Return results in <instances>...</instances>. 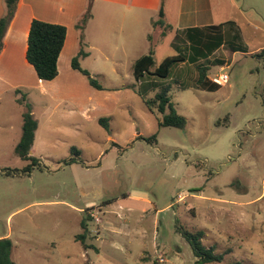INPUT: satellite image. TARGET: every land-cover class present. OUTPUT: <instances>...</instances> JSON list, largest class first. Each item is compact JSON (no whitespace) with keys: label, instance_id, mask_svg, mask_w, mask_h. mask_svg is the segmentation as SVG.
<instances>
[{"label":"rangeland","instance_id":"rangeland-1","mask_svg":"<svg viewBox=\"0 0 264 264\" xmlns=\"http://www.w3.org/2000/svg\"><path fill=\"white\" fill-rule=\"evenodd\" d=\"M213 1L223 45L196 63L172 66L164 79L136 81L129 56L152 47L158 66L187 54L173 33L162 38L144 26L132 53L119 51L113 67L105 53L118 41L86 31L79 46L72 27L57 79L39 81L19 60L27 18L16 22L13 84H21L17 98L25 95L37 129L29 154L36 161L21 160L14 146L25 105L3 88L0 239L11 241L15 264H194L179 228L201 231L203 246L223 254L208 264H264V0ZM80 48L87 54L80 67L101 89L71 68ZM198 67L207 68L210 82L220 68L228 80L201 89ZM162 89L185 129L160 126L162 115L145 106ZM83 218L90 219L85 229ZM82 234L83 242L76 239Z\"/></svg>","mask_w":264,"mask_h":264},{"label":"trees","instance_id":"trees-1","mask_svg":"<svg viewBox=\"0 0 264 264\" xmlns=\"http://www.w3.org/2000/svg\"><path fill=\"white\" fill-rule=\"evenodd\" d=\"M3 2L4 13L0 17V53L3 48V38L9 23L14 16L18 0H4ZM163 16V9L161 5L157 20L151 23L153 27H160L162 29L161 36H164L166 31L170 29V26L165 24ZM89 18L90 14L89 9L87 8L86 12L75 25L76 30L79 31V46L82 44L83 29ZM182 34V37L177 35L175 41L184 44L186 43L189 50L187 54L178 53L177 55L168 56L164 58L160 64H158V66H155L153 50L151 47L147 54L142 55L132 64L131 70L134 79L136 81H140L144 77L148 76L163 79L167 78L172 66L185 62L196 63L199 60L207 58L211 53L223 45V36L220 32L219 26L212 25L202 28H188L184 30ZM65 38V26L44 22L37 19L31 20L26 35L24 59L26 63L33 68L38 80L52 81L57 77L58 58L63 49ZM148 40L150 41V36H148ZM229 48L232 52L238 50V48L230 45ZM183 49H185V47ZM262 52L264 53V49ZM85 56H87V54L80 48L77 55L71 59L70 66L74 71H77L81 75L87 77L88 82L92 87L101 89V86L90 76L88 71L80 67L78 59ZM206 70V67H198L199 78L197 80V84L201 89L211 91L220 85L207 80ZM167 92L168 91L166 89H162L154 96L153 99L145 101L144 104L148 109L156 108L157 111L162 115L159 121L160 126L185 129L187 123L186 119L183 116L177 114L173 108V104L170 102ZM16 93L19 94L20 92L17 90ZM20 97V99H17V102L24 104L25 95L23 94ZM24 105L25 111L22 114L21 136L18 143L14 147V153L21 160H31L35 162L36 160L29 154L33 145L35 131L37 129V122L31 115L30 106L28 104ZM166 110L167 113H165ZM99 122L104 124L102 120H99ZM104 127L107 129L105 124ZM69 164H71V162H69ZM86 220L90 219L83 218L80 223L83 229L86 227ZM177 230L190 246L193 256L196 258L194 264H208L213 262L219 263L222 261L223 254L215 255L213 254L212 248H206L203 246L201 241L203 233L201 231L189 232L183 228H179ZM76 239L83 242L85 239V234L78 235ZM11 250V241L8 238L0 239V264H15L10 257ZM229 264L241 263L234 262Z\"/></svg>","mask_w":264,"mask_h":264},{"label":"crops","instance_id":"crops-1","mask_svg":"<svg viewBox=\"0 0 264 264\" xmlns=\"http://www.w3.org/2000/svg\"><path fill=\"white\" fill-rule=\"evenodd\" d=\"M3 1L0 0V17L4 13ZM161 5L164 22L170 26V29L166 31L164 36H161L162 29L160 27H153L151 24L157 20ZM87 8L89 9L90 18L83 29V34L88 31L95 39L118 41L117 46H113L110 43L109 49L112 48L105 53V59L113 67H117L120 64V60L115 55L119 51L123 55L132 53L134 40L144 35L148 26L162 38L168 33H173L171 40L177 42L175 41L176 36L179 33H183L184 30L194 27L202 28L212 26L215 23L213 0H18L14 16L3 38V48L0 53V95L3 88H8V90L12 89L15 100L17 101L19 94L16 91L21 87L19 83L13 84L17 82L13 80H16L18 77V69L16 67L18 57H15L18 51H15L14 45L10 41V34L16 22L23 16L27 18L24 34L25 42L20 50L21 59L19 60L21 67L25 66L33 70L24 59L26 35L31 20L37 19L44 22L65 25L67 35L68 28L75 27ZM144 26H146L145 29H143ZM182 35L178 36L182 37ZM147 36L146 40L148 38ZM152 39L153 36L150 37L149 42H152ZM157 42L160 43V41ZM92 45L98 49V43ZM154 53L155 51L153 50V58ZM140 55L135 57L132 55L129 56L131 66L135 60L142 56Z\"/></svg>","mask_w":264,"mask_h":264},{"label":"built area","instance_id":"built-area-1","mask_svg":"<svg viewBox=\"0 0 264 264\" xmlns=\"http://www.w3.org/2000/svg\"><path fill=\"white\" fill-rule=\"evenodd\" d=\"M211 82L215 83L217 85H223L224 83L227 82L228 80V76L226 73H223V69L220 68V70H218L217 73H215L212 77H211Z\"/></svg>","mask_w":264,"mask_h":264}]
</instances>
